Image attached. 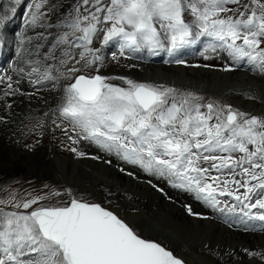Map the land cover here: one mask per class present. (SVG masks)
Masks as SVG:
<instances>
[{
	"label": "snow or ice",
	"instance_id": "1",
	"mask_svg": "<svg viewBox=\"0 0 264 264\" xmlns=\"http://www.w3.org/2000/svg\"><path fill=\"white\" fill-rule=\"evenodd\" d=\"M26 15L33 34L20 37L16 66L0 75V104L11 110L19 96L47 106L39 95L47 85L58 98L43 118L26 117L35 123L22 120L17 132L42 136L51 119L48 130L61 132L78 157L85 153L77 145L88 140L214 208L223 205L221 212L239 209L248 221L264 222V116L204 103L164 84L100 74L103 49L112 42L118 54L111 57L119 62L142 51L174 56L200 38L264 73V0H37ZM7 23L0 17V25ZM117 79L123 85L112 82ZM8 122L0 115V124ZM33 192L0 185V264H184L114 211L77 199L70 189L45 184ZM65 195L67 201L46 203ZM244 252L264 264V252Z\"/></svg>",
	"mask_w": 264,
	"mask_h": 264
},
{
	"label": "bare ground",
	"instance_id": "2",
	"mask_svg": "<svg viewBox=\"0 0 264 264\" xmlns=\"http://www.w3.org/2000/svg\"><path fill=\"white\" fill-rule=\"evenodd\" d=\"M19 3L10 7L5 5L0 12V17H8L6 28L0 25V43L6 51L19 44L14 33L11 35V29L16 26L21 28ZM11 8L16 9L15 13ZM24 34L31 35L32 31L28 28L22 31ZM103 52L102 75L111 76L109 71L130 74L139 82L198 90L194 93L203 92L205 98L210 97L207 94L210 92L218 96L219 99L215 101L218 105H232L235 102L255 115L264 113V81L263 76L256 72L232 66L231 70H224L228 64L217 65L221 61L208 59L210 56L192 58L185 63L162 64L156 60L143 62L135 55H129L131 61L124 64L132 71H122L115 65L108 64L107 67L105 62H110L109 49L104 48ZM5 58L10 62V69L16 66L17 54L14 50ZM193 60L195 62L191 63ZM50 87L48 85L39 94L46 97L47 106L54 107L58 96L48 94ZM24 88L27 92L32 91L31 86L25 85ZM13 99L14 107L11 110L3 109L0 104V115L7 116L9 121L7 126L0 124V185L4 188L11 184L23 195L25 191L33 192V189L39 192L45 184L61 192L64 185L71 187L72 193L79 192L73 190L76 187L98 200L103 207L114 211L131 227L136 226L143 238L155 239L185 263L261 264L259 257L247 255L244 249L264 252V231L235 230L212 218L187 198L175 195L164 181L143 177L115 156H106L82 140L77 147L85 155L76 156L68 151L69 142L61 132L48 130L51 119L46 121L42 136L35 132L29 134L26 130L25 134H20L17 132L18 128L23 129L20 122L35 123V120L29 121L26 117L43 118L47 106L41 100L32 101L27 97L17 96ZM13 132L17 134L12 135ZM25 144L32 145V148H25ZM63 200L64 196L46 203H60Z\"/></svg>",
	"mask_w": 264,
	"mask_h": 264
},
{
	"label": "rangeland",
	"instance_id": "3",
	"mask_svg": "<svg viewBox=\"0 0 264 264\" xmlns=\"http://www.w3.org/2000/svg\"><path fill=\"white\" fill-rule=\"evenodd\" d=\"M17 2H20L19 3V10H21V13H20V15H19V18H20V25H21V28H19V27H14L13 29H11V35H13V33H14V35H15V37L17 38V39H20V37L22 36H20L19 37V35H18V33H19V31L21 30V31H26V30H28V27H27V23H26V21H27V12H28V6L29 5H33L34 3H36L37 2V0H0V12L4 9V7H5V5H8V7H10V6H13V4L14 3H17ZM6 3H8V4H6ZM12 9V8H11ZM20 29V30H19ZM33 34V33H32ZM31 34V35H32ZM209 39V38H208ZM1 44V43H0ZM95 46H100V43H99V39H97L96 40V42H95ZM106 48H108L109 49V54H108V59L110 60V62L108 63V62H105V64L107 65V67H109L108 66V64H111V65H115V66H117V68L119 69V70H122V71H132V70H129L128 68H127V66H125V65H127L128 64V62L129 61H131L130 60V58H128V59H125V58H120V60H119V62H117V61H115V60H113L112 59V57H111V52H113V51H115V52H117V54H118V47L116 46V44H115V42H112V44L109 46V47H106ZM186 49H189L190 47H188V46H186L185 47ZM181 50H183V48L181 49ZM13 51V48H11V49H9V53H11ZM215 52H218L221 56H222V59H219V58H217V57H214L213 56V53H215ZM224 52V51H223ZM225 53V55L227 56V57H229L228 55H227V53L226 52H224ZM17 54V53H16ZM197 57L196 58H198V59H203L204 57H206V56H210V57H207L208 59H212V60H214V61H221L220 62V64L219 63H216L217 65H225V63H227L228 65H231L227 60H226V58H225V56H224V54L222 53V52H220V51H218V50H216V51H210V52H207V53H205V55H203V53H202V49H199V51H198V54L196 55ZM137 57V56H136ZM212 57V58H211ZM140 61H145V60H143V59H141V58H139V57H137ZM230 58V57H229ZM189 60H191V59H189ZM207 60V59H206ZM11 62H13V61H11ZM156 62V61H155ZM159 62H162L163 63V61L162 60H159ZM195 61L193 60L191 63H194ZM238 62V66L239 67H235V66H233V65H231L233 68H242V69H245V70H249V71H251V72H256V74L257 75H259V76H263V81H264V73H261V71L259 70V68L256 66V65H254V64H250V63H248V62H246V60H240V61H237ZM246 62V63H245ZM104 63V62H103ZM125 64V65H124ZM252 68H256L255 69V71H252ZM9 74H11V71H10V73ZM109 75H111V76H109V77H117V76H121V77H127V78H130V79H133L134 81H138L133 75H130V74H123V73H121V72H110L109 71V73H108ZM113 83H116V84H121V85H123V81H121V80H113L112 81ZM139 82V81H138ZM48 86V85H47ZM46 86V87H47ZM168 86H171V87H174V88H176L179 92H182V93H189V92H191V93H194V92H198V90H193V89H190V88H186V87H175V86H172V85H168ZM30 90H32L33 91V89L31 88ZM205 92H207V91H205ZM207 94L210 96V97H208V98H205V96H204V94H203V92L202 93H199V94H197V96H199V97H201L202 98V100H203V102L204 103H207V102H213V103H215V104H217L215 101H217L219 98H218V96H216V95H213L212 93H210V92H207ZM40 95V94H39ZM200 95H203V96H200ZM30 100H32V101H37V99H30ZM218 105V104H217ZM232 106H233V108L234 109H239V110H241V111H244V112H247V113H249V114H252V115H255L254 113H251V111H249V110H247V109H245V108H243V107H240V106H238L235 102H233V104H232ZM257 116H264V113H261V114H258ZM88 141V140H87ZM82 142L84 143V144H89L88 146H90V145H92V144H90V143H88V142H85L84 140H82ZM90 142V141H89ZM94 146V145H93ZM7 182H4L3 184H6ZM66 189H72L71 187H67V186H63V192H64V190H66ZM73 190H77V191H79V192H74V193H72L71 192V195L73 196V197H75V198H77V199H83V200H86V201H88V202H91V203H99L100 204V202L98 201V200H96L95 198H93V197H91V196H88V195H86L85 193H83L82 191H80L78 188H76V187H74L73 188ZM183 193L186 195V194H190V193H192V192H190V191H187V190H183ZM69 199V197L67 196V195H65L64 196V200L62 201V202H64V201H67ZM62 202H60V203H62ZM50 204H55V203H50ZM102 206V205H101ZM132 227L134 228V230L135 231H137V233L138 234H141V232H140V230L136 227V226H134V225H132ZM143 238V237H142ZM145 239H150V240H154L155 241V239H153V238H151V237H146ZM157 242V241H156ZM167 246V245H166ZM165 247V246H164ZM166 249H168V250H170L168 247H166ZM186 263L187 264H204V263H202V262H199V261H189V262H187L186 261Z\"/></svg>",
	"mask_w": 264,
	"mask_h": 264
},
{
	"label": "water",
	"instance_id": "4",
	"mask_svg": "<svg viewBox=\"0 0 264 264\" xmlns=\"http://www.w3.org/2000/svg\"><path fill=\"white\" fill-rule=\"evenodd\" d=\"M163 246V245H162ZM166 248V247H165ZM171 251V250H170ZM176 256V255H175ZM176 257H178V256H176ZM178 258H180V257H178ZM180 259H182V258H180ZM183 260V259H182ZM184 261V260H183ZM184 264H186L185 262H184Z\"/></svg>",
	"mask_w": 264,
	"mask_h": 264
}]
</instances>
